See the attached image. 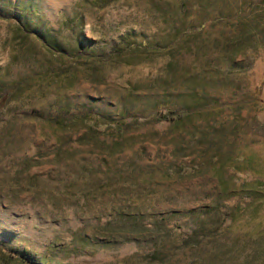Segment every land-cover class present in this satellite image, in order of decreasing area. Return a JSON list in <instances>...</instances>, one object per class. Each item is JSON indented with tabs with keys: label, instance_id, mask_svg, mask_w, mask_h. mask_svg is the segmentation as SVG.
Returning a JSON list of instances; mask_svg holds the SVG:
<instances>
[{
	"label": "rangeland",
	"instance_id": "obj_1",
	"mask_svg": "<svg viewBox=\"0 0 264 264\" xmlns=\"http://www.w3.org/2000/svg\"><path fill=\"white\" fill-rule=\"evenodd\" d=\"M0 264H264V0H0Z\"/></svg>",
	"mask_w": 264,
	"mask_h": 264
}]
</instances>
